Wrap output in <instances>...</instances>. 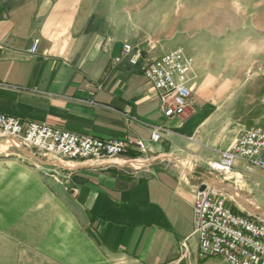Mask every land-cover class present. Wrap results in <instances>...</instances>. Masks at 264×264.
Returning <instances> with one entry per match:
<instances>
[{
    "label": "crops",
    "instance_id": "1",
    "mask_svg": "<svg viewBox=\"0 0 264 264\" xmlns=\"http://www.w3.org/2000/svg\"><path fill=\"white\" fill-rule=\"evenodd\" d=\"M170 51L192 62L191 97L166 119L143 70ZM238 55L264 64V0H0V113L145 147L113 161L0 151V264H219L197 255L192 205L207 179L228 191L207 163L261 129L240 119L264 110L228 112L246 102ZM241 92L264 103V78ZM148 127L168 131L153 142Z\"/></svg>",
    "mask_w": 264,
    "mask_h": 264
},
{
    "label": "built area",
    "instance_id": "2",
    "mask_svg": "<svg viewBox=\"0 0 264 264\" xmlns=\"http://www.w3.org/2000/svg\"><path fill=\"white\" fill-rule=\"evenodd\" d=\"M38 41L34 40L29 52L34 54ZM132 48L124 44L120 61L129 56ZM140 54L130 57L135 64ZM192 62L179 51H170L152 61L143 75L156 91L164 118H182L186 113L191 91L187 78ZM2 83L0 82V87ZM150 139L157 142L162 127H148ZM24 145L39 153L68 160H108L123 156L128 150L143 154L145 147L139 140H101L89 136H79L42 123H21L19 120L0 113V143L17 148ZM216 161L207 163L208 171L221 183L241 182L236 172L237 163H242L246 171L258 168L264 171V130L251 128L241 133ZM203 190L196 192L193 207V234L198 241V257L214 258L225 264H264V214L255 209L239 210L228 206L224 197L229 192L207 179ZM230 194V193H229Z\"/></svg>",
    "mask_w": 264,
    "mask_h": 264
},
{
    "label": "rangeland",
    "instance_id": "3",
    "mask_svg": "<svg viewBox=\"0 0 264 264\" xmlns=\"http://www.w3.org/2000/svg\"><path fill=\"white\" fill-rule=\"evenodd\" d=\"M257 56H245V55H238L234 56L235 64L238 66V70H235V76L241 78H237L236 81L240 80L241 86L238 87L239 89V98L246 99L245 101H238L235 103H232V108L228 110V112L232 115H238L241 113V110L244 108H249L252 106L258 107L260 110H264L263 106L264 103H256L253 104L252 102H248V94L244 92V94L241 92L246 89V85L253 82L257 79V77L261 80L264 78V64L261 65V63H257L253 66H249V61L253 58L256 60ZM261 62L264 63V58H260ZM249 60V61H248ZM257 62V61H256ZM250 67V68H249ZM243 94V96L241 95ZM245 96V97H244ZM263 98V97H261ZM242 122L254 125L260 122L259 126L261 129L264 130V119L261 121V119L257 118H242L240 119ZM237 135L234 140L238 137ZM19 149H12L9 146H1L0 145V151H7V152H13L17 154L21 160H26L27 162L33 160V157H31V152L35 151L34 149L24 145L23 143L17 144ZM247 176H242L241 182L237 183L236 185H233V183H227L228 186V193L224 197L226 198L227 202H229V207L232 209L235 206V208H238L239 210H249V209H255L260 213L264 214V171L258 169V168H252L250 171H247ZM244 183V184H243ZM232 193L235 195V197H231ZM219 264H225L223 262H219Z\"/></svg>",
    "mask_w": 264,
    "mask_h": 264
},
{
    "label": "water",
    "instance_id": "4",
    "mask_svg": "<svg viewBox=\"0 0 264 264\" xmlns=\"http://www.w3.org/2000/svg\"><path fill=\"white\" fill-rule=\"evenodd\" d=\"M213 183H215V185H218L216 182H213ZM201 190H203V186H200L199 191H201Z\"/></svg>",
    "mask_w": 264,
    "mask_h": 264
},
{
    "label": "bare ground",
    "instance_id": "5",
    "mask_svg": "<svg viewBox=\"0 0 264 264\" xmlns=\"http://www.w3.org/2000/svg\"><path fill=\"white\" fill-rule=\"evenodd\" d=\"M244 184V183H243Z\"/></svg>",
    "mask_w": 264,
    "mask_h": 264
}]
</instances>
